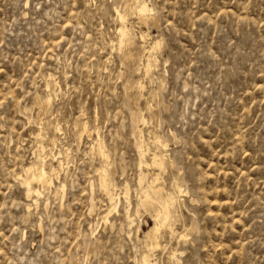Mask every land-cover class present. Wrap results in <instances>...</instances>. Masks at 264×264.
<instances>
[{"label":"rangeland","instance_id":"1","mask_svg":"<svg viewBox=\"0 0 264 264\" xmlns=\"http://www.w3.org/2000/svg\"><path fill=\"white\" fill-rule=\"evenodd\" d=\"M143 255L264 264V0H0V264Z\"/></svg>","mask_w":264,"mask_h":264},{"label":"bare ground","instance_id":"2","mask_svg":"<svg viewBox=\"0 0 264 264\" xmlns=\"http://www.w3.org/2000/svg\"><path fill=\"white\" fill-rule=\"evenodd\" d=\"M138 7V11H139V13H140V16H141V18L142 19H146L147 18V16H149V14L151 13V8L147 5V3H145L144 1L141 3V4H139V6H137ZM121 12V11H120ZM119 11H117V14H118V16H119V18H120V21H121V24H120V26H119V28L117 29L118 30V35H119V46H122V44H124V42L127 40V38H128V29L126 28V25H125V23H124V14H122V13H120ZM150 18V17H149ZM132 34V33H131ZM145 34V33H144ZM140 36H142V35H140ZM131 40H132V38H131ZM143 40H145V39H143ZM156 43V42H155ZM159 44V43H158ZM157 45V44H156ZM126 46V45H125ZM127 47V46H126ZM157 47V46H156ZM125 50H126V48H125ZM154 51V50H153ZM126 52V51H125ZM127 53V52H126ZM124 56V55H123ZM152 65V64H151ZM39 101V100H38ZM44 101V100H43ZM45 102V101H44ZM49 104V103H48ZM47 106V105H46ZM43 109V108H42ZM46 109V108H45ZM57 127H59V126H57ZM85 131H88V128H87V126L84 124V126H83V130H82V132H85ZM39 133V132H38ZM89 135V134H88ZM36 136H37V134H36ZM40 136V135H39ZM43 138V137H42ZM39 139H41V137H39ZM157 140H159V139H157ZM39 142V141H38ZM157 142V141H156ZM161 142V141H160ZM159 143V142H158ZM161 144H162V142H161ZM167 146V145H166ZM164 147H165V145H164ZM148 148V147H147ZM41 149V148H40ZM44 148L42 147V150H43ZM156 149H157V147H156ZM164 149V148H163ZM139 150V149H138ZM149 150V149H148ZM97 151L104 157V156H106V153H105V151L103 150V148H102V143L101 142H98L97 143ZM41 152H43V151H41ZM152 153V152H151ZM153 154V153H152ZM38 155V154H37ZM156 156V155H155ZM153 158V157H152ZM42 159V158H41ZM159 159H161V158H159ZM40 160V159H39ZM162 161V160H161ZM39 162V161H38ZM41 162V161H40ZM154 162H155V159H154ZM157 162V161H156ZM62 163V162H61ZM43 164V163H42ZM46 164V163H45ZM159 164V163H158ZM36 165V164H35ZM44 165V164H43ZM43 165H40V166H34L33 164H30V165H28V166H26V167H23L22 168V166L21 167H19V169L21 168L22 169V171L25 173V176H23L22 177V175H21V177H22V183L25 185V189L24 190H26L25 192V194L28 196V198H29V196L31 195V194H33V193H35V195L37 194V195H40L39 193H40V191H39V189H35V188H33V186H32V182L34 181H37L38 183H40V184H47V183H49V182H51V180H50V178H49V175H50V173H54V175L56 174V169H54V168H50L49 170H46V168L43 166ZM163 165V164H162ZM161 168H162V166H160ZM160 168V169H161ZM20 169V170H21ZM19 170V171H20ZM22 171H20V172H22ZM23 172L21 173V174H23ZM19 173V172H18ZM106 172H105V170H103L102 172H99V175H98V186L100 187V189H102V190H105L106 192H107V194H108V198L110 199V206H115V204H116V201H114L115 200V197L113 196V194L111 193V192H109L108 191V182H107V178H106ZM16 175V174H15ZM141 176V175H140ZM145 176V175H144ZM19 177V175L17 176V178ZM158 177V176H157ZM52 178V177H51ZM144 178H146V177H144ZM174 180H176V179H174ZM20 182V181H19ZM22 183H20V184H22ZM41 185V186H42ZM149 185V184H148ZM40 186V187H41ZM47 186V185H46ZM42 187H44V186H42ZM177 189V188H176ZM41 190V189H40ZM143 190V189H142ZM141 190V191H142ZM140 191V192H141ZM148 191V190H147ZM178 191H182L180 188H178ZM185 191V190H184ZM143 192V191H142ZM162 193V192H161ZM182 193V192H181ZM141 194V193H140ZM146 195V194H145ZM157 196H158V194H157ZM32 197V196H31ZM151 197V196H150ZM169 199V198H168ZM32 200V199H31ZM36 200V199H35ZM139 200V199H138ZM149 200H150V198H149V196H145V198L143 199V202H142V204L143 203H145L146 204V202H149ZM153 200V199H152ZM165 200V199H164ZM154 201H156L155 199H154ZM166 201V200H165ZM157 202V201H156ZM169 202V201H168ZM167 203V202H166ZM178 203V202H177ZM149 204V203H148ZM157 204H159V203H157ZM166 205H168V204H166ZM152 206H154V205H152ZM161 206V205H160ZM163 206V205H162ZM143 207V206H142ZM151 207V206H150ZM93 208V203H91V206H90V209H92ZM138 208V207H137ZM161 208H163L162 210H163V221L162 222H160V221H158V220H156V222H155V224L154 225H152L147 231H146V240L147 241H150L151 243H152V245H156L157 244V238H158V234H159V232H160V229H161V227H162V225H163V223L167 220V218L169 217V216H171V215H169V210L168 209H166V208H164V207H161ZM145 209H146V207H145ZM144 209V210H145ZM109 210L110 209H107L106 210V212H104L103 214H102V217H101V219H103L104 221H106L107 220V218H108V212H109ZM138 211V210H137ZM147 211V210H146ZM148 212V211H147ZM171 214V213H170ZM173 218V217H172ZM152 219H153V217H152ZM168 222V221H167ZM171 222V221H170ZM164 228V227H163ZM172 232V231H171ZM175 233V232H174ZM184 234V233H183ZM145 240V239H144ZM146 242V241H145ZM144 245H146V244H144ZM159 245V244H158ZM147 246H148V244H147ZM175 253V252H174ZM174 255V254H173ZM150 258V257H149ZM142 261H143V264H154V263H152V262H150L149 260H148V258H147V256L146 255H143V257H142Z\"/></svg>","mask_w":264,"mask_h":264}]
</instances>
